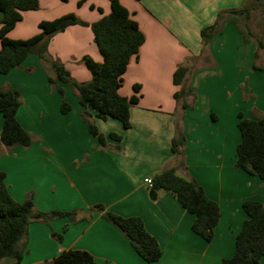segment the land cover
Here are the masks:
<instances>
[{"label": "crops", "instance_id": "0c3cea01", "mask_svg": "<svg viewBox=\"0 0 264 264\" xmlns=\"http://www.w3.org/2000/svg\"><path fill=\"white\" fill-rule=\"evenodd\" d=\"M79 1L40 0V9L24 12L8 37L31 38L41 32V22L68 13L94 23L111 12L110 0H85L81 6ZM119 1L138 22L146 41L139 59L128 65L119 91L131 97L133 87L141 86L139 102L130 110L131 127L125 129L112 118L101 120L88 110L107 138L106 147L90 134L77 92L60 83L62 97L49 82L55 76L50 62L32 54L20 67L0 74V90L20 93L17 119L33 136L29 147H6L0 137V171L6 174L10 194L18 202L31 196L34 214L78 212L75 221L33 219L24 258L16 264H43L70 250L89 252L101 264H220L235 254L237 235L248 218L243 203H264V181L237 166L239 116L250 120L264 116V71L253 65L256 45L242 43L238 26L230 22L205 52L201 39V30L213 25L220 11L241 8L248 0ZM2 17L0 13V22ZM48 54L78 82L92 79L83 57L102 61L92 29L80 25L55 35ZM201 56L209 57L211 64L194 75L188 73L185 81L195 96L183 108L174 97L181 86L174 84L173 75L178 66L190 67ZM257 61L255 65L264 68L263 51ZM63 101L71 106L66 114L61 111ZM3 121L0 114V136ZM110 133L122 140L110 139ZM179 134L184 144L174 154L172 141ZM170 169L196 181L219 205L221 217L211 242L192 231L194 215L173 194L158 190L151 195L154 189L146 179ZM96 205L125 218H142L162 249L161 259L144 261L128 238L92 209Z\"/></svg>", "mask_w": 264, "mask_h": 264}, {"label": "trees", "instance_id": "16d2710c", "mask_svg": "<svg viewBox=\"0 0 264 264\" xmlns=\"http://www.w3.org/2000/svg\"><path fill=\"white\" fill-rule=\"evenodd\" d=\"M84 2L85 0H81L78 5L81 6ZM110 4L111 12L97 22L88 23L75 13H68L55 20L41 22L39 25L41 32L31 38L13 40L8 37V33L22 20L24 12L40 9V0H0V13L3 15L0 22V74H8L20 67L32 54L44 62H50L55 76L49 77V82L62 97L64 88L60 83L70 85L77 92L80 104L84 108L82 116L88 130L102 147L107 146V138L92 122L88 110H94L96 117L101 120L112 118L121 122L125 129L131 127L130 110L139 102L141 86L133 87L134 95L131 97L122 96L119 91L123 86V75L128 65L133 58L139 59L140 49L146 41L145 34L138 22L131 17L128 9L119 0H110ZM261 5L264 9V0H248L241 8L220 11L215 23L201 30L204 52L225 23L230 22L242 28L240 19L248 22L253 11H257ZM99 10L102 11L101 8ZM74 25L92 29L95 43L102 56L101 62H96L90 56H85L81 60L92 73V79L88 82L73 79L70 71L60 62L51 60L48 54L52 38ZM242 34L244 42H248L250 38L255 39L259 51L264 52V33L263 37L259 38L251 31L250 26L246 25L245 29L242 28ZM254 68L264 71V68L257 65H254ZM189 72V66L180 65L173 75L174 84L181 86L174 97L182 101L183 108L188 107L187 99L195 96L185 81ZM20 106L21 96L17 90H0V114L4 120L0 137L6 147H29L33 143V136L17 119ZM70 110V104L63 101L62 113L66 114ZM239 118L241 142L237 147V166L264 181V116L260 120L245 119L242 115ZM108 137L114 141L122 140V137L115 133H110ZM183 144L184 138L179 134L172 141V152L179 154ZM153 182L154 191L170 192L187 212L194 215L192 231L205 241L211 242L221 213L219 205L208 198L204 189L196 181L178 176L173 169L157 174ZM92 209L102 213L106 221L117 227L144 261L156 263L161 259L162 249L156 238L147 231L142 218H125L106 211L103 205H96ZM243 209L248 218L237 235L235 254L232 258L222 260L220 264H261L264 259V203L248 200L243 203ZM77 215L78 212L75 210L34 214L32 197L29 196L24 202L16 201L6 185V174L0 171V264L3 261L5 264H16L23 260L28 227L33 219L48 222L55 218L67 217L75 221ZM43 264L101 263L89 252L70 250Z\"/></svg>", "mask_w": 264, "mask_h": 264}, {"label": "rangeland", "instance_id": "374dc122", "mask_svg": "<svg viewBox=\"0 0 264 264\" xmlns=\"http://www.w3.org/2000/svg\"><path fill=\"white\" fill-rule=\"evenodd\" d=\"M262 9H263V6L261 5L257 11H253L251 18H250V20H248V22H246V20L243 18L240 19V25L242 26V28L245 29L246 25L250 26L251 31L255 35L259 36V38L263 37V32H264V29H263L264 16H262ZM237 28L242 35V43H244V44L253 43L256 45L255 60H254L253 65H255V64L258 65L259 62L257 61V56L259 55L260 51L258 49L257 40L250 38L248 42H244L243 34H242V28L240 26H238ZM208 63L211 64L209 57H204V58H202V56L198 57L197 61L193 62L189 67L190 68V74L194 75L195 73L204 69L203 67H205V65H207ZM72 90L75 91L74 89H72Z\"/></svg>", "mask_w": 264, "mask_h": 264}, {"label": "built area", "instance_id": "2783aa9c", "mask_svg": "<svg viewBox=\"0 0 264 264\" xmlns=\"http://www.w3.org/2000/svg\"><path fill=\"white\" fill-rule=\"evenodd\" d=\"M146 183L150 186V187H153L154 185V182H153V179L150 178V179H146Z\"/></svg>", "mask_w": 264, "mask_h": 264}, {"label": "water", "instance_id": "95a60500", "mask_svg": "<svg viewBox=\"0 0 264 264\" xmlns=\"http://www.w3.org/2000/svg\"><path fill=\"white\" fill-rule=\"evenodd\" d=\"M151 195L155 196V195H156L155 191H153V192L151 193Z\"/></svg>", "mask_w": 264, "mask_h": 264}]
</instances>
